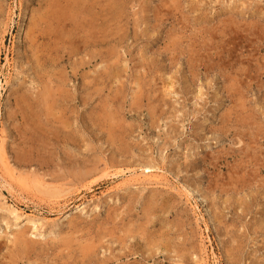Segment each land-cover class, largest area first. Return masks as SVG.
I'll list each match as a JSON object with an SVG mask.
<instances>
[{"label":"rangeland","instance_id":"374dc122","mask_svg":"<svg viewBox=\"0 0 264 264\" xmlns=\"http://www.w3.org/2000/svg\"><path fill=\"white\" fill-rule=\"evenodd\" d=\"M0 153V264H264V0H0Z\"/></svg>","mask_w":264,"mask_h":264},{"label":"bare ground","instance_id":"6f19581e","mask_svg":"<svg viewBox=\"0 0 264 264\" xmlns=\"http://www.w3.org/2000/svg\"><path fill=\"white\" fill-rule=\"evenodd\" d=\"M95 3V2H94ZM105 28V27H104ZM47 110V109H46ZM3 150V149H2ZM0 157H1V160L3 161L4 160V156L2 155V153H0ZM146 171H150L151 169L149 168V166H145ZM20 232V231H19ZM21 234V233H20ZM23 242V241H22ZM167 249V248H166ZM97 253V252H96ZM118 259V258H117Z\"/></svg>","mask_w":264,"mask_h":264}]
</instances>
